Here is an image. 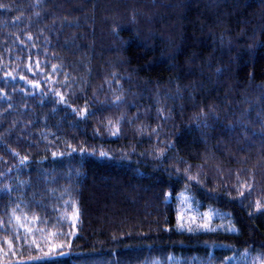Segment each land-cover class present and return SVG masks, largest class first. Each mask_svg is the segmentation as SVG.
<instances>
[{
	"label": "trees",
	"instance_id": "1",
	"mask_svg": "<svg viewBox=\"0 0 264 264\" xmlns=\"http://www.w3.org/2000/svg\"><path fill=\"white\" fill-rule=\"evenodd\" d=\"M0 264H264V0H0Z\"/></svg>",
	"mask_w": 264,
	"mask_h": 264
},
{
	"label": "rangeland",
	"instance_id": "2",
	"mask_svg": "<svg viewBox=\"0 0 264 264\" xmlns=\"http://www.w3.org/2000/svg\"><path fill=\"white\" fill-rule=\"evenodd\" d=\"M179 208V226L188 231L224 230L236 232L237 228L226 211L212 206L199 207L192 196L184 191L177 196ZM182 225V226H181ZM207 225V227H204Z\"/></svg>",
	"mask_w": 264,
	"mask_h": 264
},
{
	"label": "snow or ice",
	"instance_id": "3",
	"mask_svg": "<svg viewBox=\"0 0 264 264\" xmlns=\"http://www.w3.org/2000/svg\"><path fill=\"white\" fill-rule=\"evenodd\" d=\"M101 155H104V153H101ZM257 207L258 208H260L261 207V205L259 204V202L257 203ZM16 219H17V221H19L20 220V217H16ZM75 221L73 220V223H74ZM21 227H26L25 225H23V224H21L20 225ZM182 226V225H181ZM204 227H207V225H204ZM27 231L30 233L31 231H32V229L31 228H27ZM33 243H35V241H33ZM38 246V245H37ZM63 247V245H53V248H62ZM57 255H65V253H63V252H59V253H57ZM45 258H49V253H45V256L44 257H30V259H45Z\"/></svg>",
	"mask_w": 264,
	"mask_h": 264
}]
</instances>
